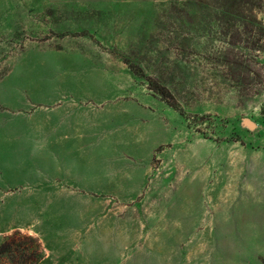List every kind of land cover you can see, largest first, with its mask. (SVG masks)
I'll list each match as a JSON object with an SVG mask.
<instances>
[{"label": "rangeland", "instance_id": "374dc122", "mask_svg": "<svg viewBox=\"0 0 264 264\" xmlns=\"http://www.w3.org/2000/svg\"><path fill=\"white\" fill-rule=\"evenodd\" d=\"M58 101L126 140L151 219L173 193V264H264V0H0V121Z\"/></svg>", "mask_w": 264, "mask_h": 264}, {"label": "crops", "instance_id": "0c3cea01", "mask_svg": "<svg viewBox=\"0 0 264 264\" xmlns=\"http://www.w3.org/2000/svg\"><path fill=\"white\" fill-rule=\"evenodd\" d=\"M8 114L0 121V173L22 181L1 189L0 234L37 236L40 264H173V193L166 216L151 219L163 191L141 187L140 172L107 156L120 155L125 139L111 140L103 123L79 120L59 101ZM76 178L96 180L83 191L63 181Z\"/></svg>", "mask_w": 264, "mask_h": 264}, {"label": "trees", "instance_id": "16d2710c", "mask_svg": "<svg viewBox=\"0 0 264 264\" xmlns=\"http://www.w3.org/2000/svg\"><path fill=\"white\" fill-rule=\"evenodd\" d=\"M27 242H24V241ZM45 253L38 237L23 235L20 230L0 235V264L8 257L12 264H40ZM4 264V263H3Z\"/></svg>", "mask_w": 264, "mask_h": 264}, {"label": "water", "instance_id": "95a60500", "mask_svg": "<svg viewBox=\"0 0 264 264\" xmlns=\"http://www.w3.org/2000/svg\"><path fill=\"white\" fill-rule=\"evenodd\" d=\"M249 127L253 128V127H255V124L252 123V122H250V123H249Z\"/></svg>", "mask_w": 264, "mask_h": 264}]
</instances>
